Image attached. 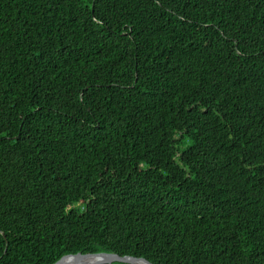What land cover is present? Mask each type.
<instances>
[{
  "label": "trees",
  "instance_id": "obj_1",
  "mask_svg": "<svg viewBox=\"0 0 264 264\" xmlns=\"http://www.w3.org/2000/svg\"><path fill=\"white\" fill-rule=\"evenodd\" d=\"M101 251L264 264V0H0V264Z\"/></svg>",
  "mask_w": 264,
  "mask_h": 264
},
{
  "label": "water",
  "instance_id": "obj_2",
  "mask_svg": "<svg viewBox=\"0 0 264 264\" xmlns=\"http://www.w3.org/2000/svg\"><path fill=\"white\" fill-rule=\"evenodd\" d=\"M122 261L130 264H138V261H144L146 264H154L145 257H136L132 255H120L115 252H94L69 254L62 256L52 264H112Z\"/></svg>",
  "mask_w": 264,
  "mask_h": 264
},
{
  "label": "bare ground",
  "instance_id": "obj_3",
  "mask_svg": "<svg viewBox=\"0 0 264 264\" xmlns=\"http://www.w3.org/2000/svg\"><path fill=\"white\" fill-rule=\"evenodd\" d=\"M138 264H146L144 261H138Z\"/></svg>",
  "mask_w": 264,
  "mask_h": 264
}]
</instances>
